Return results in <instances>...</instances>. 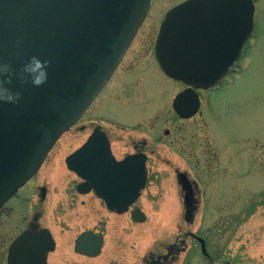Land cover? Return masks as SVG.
<instances>
[{
    "label": "water",
    "instance_id": "1",
    "mask_svg": "<svg viewBox=\"0 0 264 264\" xmlns=\"http://www.w3.org/2000/svg\"><path fill=\"white\" fill-rule=\"evenodd\" d=\"M152 0H0V80L7 77L20 93L16 103H0V209L39 170L57 140L82 117L105 87L144 22ZM252 0H186L172 8L162 22L155 54L162 70L190 86L174 100L183 118L193 116L200 100L193 88L217 86L237 65L254 29ZM47 79L35 87L24 68ZM83 148L67 158L80 177ZM114 167H112L113 169ZM104 169H101L103 171ZM131 201L122 192L104 196L111 209L123 211L144 187V168L137 169ZM115 177L105 186L116 188ZM185 192V219L197 208L186 173L178 176ZM111 185V186H109ZM81 186L79 190L81 191ZM130 188V187H128ZM125 189V188H123ZM143 221L141 211L135 212ZM36 226L9 249V264H47L53 249L48 231ZM82 234L76 251L97 256L99 243L86 248Z\"/></svg>",
    "mask_w": 264,
    "mask_h": 264
},
{
    "label": "rangeland",
    "instance_id": "2",
    "mask_svg": "<svg viewBox=\"0 0 264 264\" xmlns=\"http://www.w3.org/2000/svg\"><path fill=\"white\" fill-rule=\"evenodd\" d=\"M182 1L152 0L127 58L89 112L137 121L124 128L125 132L115 124L102 123L119 136L132 132L137 137L153 138L152 177L139 202L148 222L135 230L136 264L139 256L175 243L184 232L206 239L208 251L216 257L210 263L202 255L191 256V264H264V0H254L255 29L238 70L219 89L201 94L202 110L189 121L178 120L172 108L183 86L165 77L152 61L160 23L166 12ZM128 80L133 82L124 83ZM81 123L62 136L33 184L26 188L33 202L27 201L23 207L32 214L38 202L36 187H48L43 221L55 229L61 241L65 235L73 240L86 227L82 199L75 197L74 177L64 164L65 155L81 144ZM166 128L169 135L163 134ZM157 136L162 140L155 142ZM176 169L186 171L199 187L200 206L192 224L184 220ZM20 201L10 218L12 224L22 216ZM96 222L97 217L92 216L87 226ZM194 243L188 240L190 247ZM70 254L73 264L81 262L72 250ZM188 258L190 253L173 264L185 263ZM56 262L65 261L57 256Z\"/></svg>",
    "mask_w": 264,
    "mask_h": 264
},
{
    "label": "flooded vegetation",
    "instance_id": "3",
    "mask_svg": "<svg viewBox=\"0 0 264 264\" xmlns=\"http://www.w3.org/2000/svg\"><path fill=\"white\" fill-rule=\"evenodd\" d=\"M152 55L153 63H155V65L158 66L160 72L165 77H167L162 71L155 54ZM127 56L128 54L124 56L111 80L98 95L97 99L113 82L118 70L121 68ZM238 68L235 70V72L238 70ZM231 74L230 77L233 76ZM230 77H227L216 88L207 91L197 90L201 99V107L199 112L194 117H191L189 119H182L176 115V118L181 121H189L191 119H194L198 114H200L202 110L203 98L201 94L209 93L210 91L219 89L222 84H224ZM131 82L133 81L128 80L124 83H129L128 85H130ZM177 83H180L183 86V88L179 92L185 90L188 87L182 82ZM94 102L87 109V111L79 121L82 122L81 126H79V129L84 134L81 138V144L64 157L65 167L69 175L74 177V181L72 182V189L75 191V197H81L82 199V213L85 218L83 224L86 225V227L79 231L73 238V240L71 235H65L64 241H61L60 236L57 234L55 229L49 225H46V223L43 221L45 215L44 207L49 195L48 187L46 185L38 186L35 189V193L38 196V202L34 207H32V214L27 213V211H25V208L23 207L24 203H26L27 201L33 202V199L31 200V193H29V191L27 192L26 188L28 189L33 184L34 180L41 172L44 164L46 163L51 153L50 152L36 175L22 189H20L16 195L8 200L0 210V264H9V248L11 244L21 234L28 230H31L32 225L36 226L34 229V233H41V231L45 229L48 231L51 237L50 239L53 240V249L46 255L47 264H57V256L59 260L62 259L65 261L64 264H73V261H71V250L78 258H81V262H76L75 264H92L87 262L89 260H96V264H136L137 260L135 230L137 226L145 225L148 222V216L140 207L139 202L142 199L145 191L147 190L152 177L151 162L154 150L152 149L150 139L152 141L153 138L151 137L149 139L146 137H137L135 133L132 132H128L126 136H119L118 132H110L102 123L111 125L115 124L117 128H120L122 132H125L124 128H126L127 126L129 127L131 123L137 121H128L127 119H121L113 115H111L110 117L98 113L90 114L89 112ZM119 119L129 123L124 124ZM79 122L77 124H79ZM77 124L75 126H77ZM163 134L169 135L170 130L168 128L164 129ZM61 138L59 139V141L61 140ZM154 140L155 142H159L160 140H162V137L157 136L154 138ZM59 141L56 143V145L59 143ZM56 145L54 146V148L56 147ZM79 148H83L81 160L83 168L82 177H79L75 172L71 171L67 164V158ZM227 155L229 158H232V154L229 151H227ZM216 156L217 155L215 154L213 155L214 158ZM229 165L230 168L228 169V173L230 178H232V167L231 164ZM262 165L264 166V164ZM112 167L114 168L112 169ZM142 167L145 170V172L142 174L143 178H145V181L144 187L140 191L139 197L132 201V203L128 205L127 209L123 211L111 209L106 202V198L104 197L106 193L111 194L112 192L115 193V191L119 193L122 192V194L119 196H122L124 200L131 201V185L138 182L137 169ZM101 169L104 170L101 171ZM180 173H186L189 180L192 182L194 188V197L197 204L196 206L198 207L196 210L197 212L200 206L201 197L198 184L196 181L190 178L189 174L186 171L176 169V179L178 185V176ZM105 175L107 176V179H109L111 176L115 177V181L113 184L116 185V188L114 190L112 187L105 186ZM230 183H232L230 186V189L232 190L235 182L233 183L232 180ZM79 185H82V192L78 191ZM180 189L184 204L185 192L183 191L182 186H180ZM22 192L26 193V195H22ZM218 196V194L214 195V197ZM227 196L228 194L225 195V197ZM72 198H74V196ZM20 199L22 200L20 201V203H22V216L17 222H14V224H12L10 223V218L13 216V211L16 210L15 204ZM137 209L141 210L145 215L143 222H138L135 217V212ZM92 216L94 218L97 217V222L87 226V223ZM193 221L189 224H192ZM66 222H68V220ZM68 228H70L69 223ZM83 233H88L90 237L86 242L87 249L92 250L96 247L97 243H99V253L96 257H92L76 251V241ZM189 239L191 243L195 242L191 247L188 244ZM202 239L204 240L203 242L207 248L208 255H204L202 253ZM186 253H190V258H188L187 261L185 263L183 262L182 264H191L194 259H191V256L196 257L202 254L210 263H214L216 261L215 254L208 251V242L206 239L194 232H184L181 233L180 236H178V239L175 243L163 245L161 248L157 249V251L150 250L147 253L139 256V264H173Z\"/></svg>",
    "mask_w": 264,
    "mask_h": 264
},
{
    "label": "clouds",
    "instance_id": "4",
    "mask_svg": "<svg viewBox=\"0 0 264 264\" xmlns=\"http://www.w3.org/2000/svg\"><path fill=\"white\" fill-rule=\"evenodd\" d=\"M44 63L39 60L37 57H32L29 59L25 65L24 71L30 80L31 84L35 87L41 86L45 83L47 79L46 71L43 75H37L33 72V68L36 64ZM5 66L0 64V72L4 71ZM20 93L17 91L15 85L5 77L3 80H0V103H16L19 100Z\"/></svg>",
    "mask_w": 264,
    "mask_h": 264
}]
</instances>
